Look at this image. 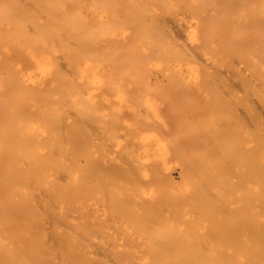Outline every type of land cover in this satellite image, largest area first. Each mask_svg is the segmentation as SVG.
Wrapping results in <instances>:
<instances>
[{
    "label": "bare ground",
    "instance_id": "bare-ground-1",
    "mask_svg": "<svg viewBox=\"0 0 264 264\" xmlns=\"http://www.w3.org/2000/svg\"><path fill=\"white\" fill-rule=\"evenodd\" d=\"M0 264H264V0H0Z\"/></svg>",
    "mask_w": 264,
    "mask_h": 264
},
{
    "label": "rangeland",
    "instance_id": "rangeland-1",
    "mask_svg": "<svg viewBox=\"0 0 264 264\" xmlns=\"http://www.w3.org/2000/svg\"><path fill=\"white\" fill-rule=\"evenodd\" d=\"M166 105H168L167 102H165V105H164L163 103H161V107L163 108V110H164V108H165ZM162 108H161V109H162ZM163 114H164V113H163ZM191 118H192V117H191ZM191 118H190V117H186V119L184 118L183 122H184L185 124H187L188 122L191 123V120H190ZM167 120H168V117H166V123H167L168 121H169V123H171L170 120H172V119H171V117H170V119H169L168 121H167ZM130 124H132V122H130ZM167 124H168V123H167ZM171 124H172V123H171ZM124 130H125V129H124ZM123 132H124V131H123ZM230 141H231V142H234L235 145L232 144L231 142H229V145L237 146V143H238L237 138L232 137V139H231ZM175 167H176V165H173V168H174V169H173L172 166H171V170L174 172V173L172 172V174H174V175H173L174 177L177 176V175L175 174V173L177 172V170L175 169ZM176 168H177V167H176ZM175 170H176V171H175Z\"/></svg>",
    "mask_w": 264,
    "mask_h": 264
}]
</instances>
